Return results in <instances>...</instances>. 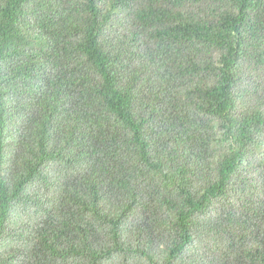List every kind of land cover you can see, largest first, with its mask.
<instances>
[{
  "label": "trees",
  "instance_id": "obj_1",
  "mask_svg": "<svg viewBox=\"0 0 264 264\" xmlns=\"http://www.w3.org/2000/svg\"><path fill=\"white\" fill-rule=\"evenodd\" d=\"M0 264H264V0H0Z\"/></svg>",
  "mask_w": 264,
  "mask_h": 264
}]
</instances>
